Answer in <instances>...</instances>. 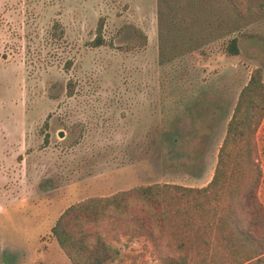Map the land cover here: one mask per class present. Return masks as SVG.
<instances>
[{"label": "rangeland", "instance_id": "374dc122", "mask_svg": "<svg viewBox=\"0 0 264 264\" xmlns=\"http://www.w3.org/2000/svg\"><path fill=\"white\" fill-rule=\"evenodd\" d=\"M257 68L264 0L244 17L227 0H0V264H72L52 229L90 197L206 186ZM113 243L115 264H161L153 241Z\"/></svg>", "mask_w": 264, "mask_h": 264}, {"label": "trees", "instance_id": "16d2710c", "mask_svg": "<svg viewBox=\"0 0 264 264\" xmlns=\"http://www.w3.org/2000/svg\"><path fill=\"white\" fill-rule=\"evenodd\" d=\"M227 1L244 17L248 0ZM103 29L101 18L94 45L104 43ZM51 31L55 37L64 33L58 23ZM226 51L239 53L236 38ZM69 86L71 94L74 85ZM263 120L264 80L257 68L240 92L211 181L203 187L139 185L71 205L52 229L71 263L115 264L122 256L113 242L126 237L156 243L161 264H264L263 167L257 137ZM162 243L174 247L176 255L166 253Z\"/></svg>", "mask_w": 264, "mask_h": 264}, {"label": "crops", "instance_id": "0c3cea01", "mask_svg": "<svg viewBox=\"0 0 264 264\" xmlns=\"http://www.w3.org/2000/svg\"><path fill=\"white\" fill-rule=\"evenodd\" d=\"M260 130V129H259ZM259 133V132H258ZM262 180H263V178H262ZM261 183H262V181H261ZM261 185V184H260Z\"/></svg>", "mask_w": 264, "mask_h": 264}, {"label": "water", "instance_id": "95a60500", "mask_svg": "<svg viewBox=\"0 0 264 264\" xmlns=\"http://www.w3.org/2000/svg\"><path fill=\"white\" fill-rule=\"evenodd\" d=\"M60 135H61V136H63V134H62V133H61Z\"/></svg>", "mask_w": 264, "mask_h": 264}]
</instances>
